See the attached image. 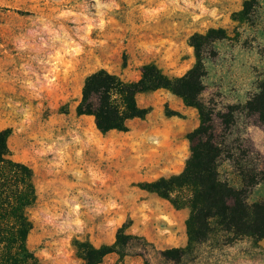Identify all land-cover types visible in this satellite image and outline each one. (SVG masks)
Returning <instances> with one entry per match:
<instances>
[{
    "label": "rangeland",
    "instance_id": "obj_1",
    "mask_svg": "<svg viewBox=\"0 0 264 264\" xmlns=\"http://www.w3.org/2000/svg\"><path fill=\"white\" fill-rule=\"evenodd\" d=\"M241 1L0 0V129L10 128L12 157L33 172L26 244L42 263L80 264L73 239L110 244L124 223L126 233L140 237L128 245L124 264H172L159 251L185 245L187 209L137 183L182 169L196 110L165 89L142 92L135 99L149 108L144 117L101 133L74 107L84 76L99 68L124 80L137 79L146 62L169 76L183 74L194 60L188 37L209 27L224 28L228 38L212 44L200 97L220 112L241 105L264 76V0L249 23L230 18ZM233 120L224 126L214 118L223 143L218 172L239 186L240 168L264 172V124L239 106ZM245 197L264 200V184ZM229 237L216 232L177 264H264V237Z\"/></svg>",
    "mask_w": 264,
    "mask_h": 264
},
{
    "label": "trees",
    "instance_id": "obj_2",
    "mask_svg": "<svg viewBox=\"0 0 264 264\" xmlns=\"http://www.w3.org/2000/svg\"><path fill=\"white\" fill-rule=\"evenodd\" d=\"M259 2L242 0L240 9L232 12L230 18L238 23L252 22ZM226 38L228 34L221 27L192 33L188 44L194 60L179 76L165 74L153 62L143 63L135 80H124L103 68L96 69L84 76L74 107L76 114L91 116L95 129L101 133L124 131L128 120L143 118L149 108L139 106L135 99L142 92L162 88L196 110L198 124L185 134L188 156L182 169L137 183L138 188L165 199L174 209H187L185 245L159 251L172 264L179 263L186 252L218 231L227 233L230 240L248 236L258 241L264 237V200L248 203L245 197L249 187L264 184V172L254 174L251 169L240 168L239 186L221 179L218 166L223 143L217 138L214 124L215 117L224 126L233 123L238 106L264 124V76L241 105H227L224 112L215 111L209 100L200 97L204 90V61L214 54L213 42ZM9 134L10 128L0 129V264H44L26 244L32 228L27 210L36 199L33 172L27 164L12 157L7 144ZM139 238L126 233L122 223L110 244L95 246L88 240L73 239L72 245L80 264H99L109 254L116 256L111 264H124L122 258L128 245Z\"/></svg>",
    "mask_w": 264,
    "mask_h": 264
},
{
    "label": "crops",
    "instance_id": "obj_3",
    "mask_svg": "<svg viewBox=\"0 0 264 264\" xmlns=\"http://www.w3.org/2000/svg\"><path fill=\"white\" fill-rule=\"evenodd\" d=\"M218 257H220L219 253L214 254V256H212L213 261H215V260L218 261Z\"/></svg>",
    "mask_w": 264,
    "mask_h": 264
}]
</instances>
